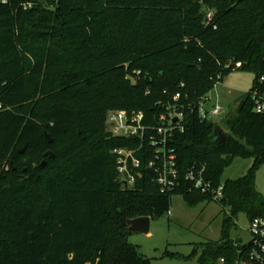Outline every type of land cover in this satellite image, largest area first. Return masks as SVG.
Instances as JSON below:
<instances>
[{"label":"trees","instance_id":"1","mask_svg":"<svg viewBox=\"0 0 264 264\" xmlns=\"http://www.w3.org/2000/svg\"><path fill=\"white\" fill-rule=\"evenodd\" d=\"M234 70L253 72L251 89L264 90V0H0V264H152L127 241V221L163 215L173 195L208 201L185 179L193 164L223 183L229 214L222 239L185 258L215 264L233 253L237 215H264L255 188L264 113L249 91L219 124L192 106ZM177 92L179 185L161 192L143 159L125 186L112 153L125 142L108 136L107 113L142 110L154 121ZM235 157L249 169L223 179Z\"/></svg>","mask_w":264,"mask_h":264},{"label":"built area","instance_id":"2","mask_svg":"<svg viewBox=\"0 0 264 264\" xmlns=\"http://www.w3.org/2000/svg\"><path fill=\"white\" fill-rule=\"evenodd\" d=\"M213 13H206V22H211ZM225 70H232L230 61L224 64ZM217 75L214 86L221 81ZM264 80L263 77L260 79ZM182 85V84H181ZM148 93V92H146ZM256 113H264V90L254 87L249 90ZM180 93L172 97V102L162 105V111L154 121L147 119L142 110H111L106 115L105 129L110 138L124 139V145L112 149L116 157L117 172L125 186H132L136 177L141 176L143 159L152 172L151 182L161 192H169L179 185L180 172L178 156L174 144L175 134L183 130V112L179 110ZM201 121H213L223 112L224 107L211 103L208 95L201 97L192 106ZM176 118V120H174ZM219 121L215 122L219 124ZM205 165L193 164L185 173L192 190L206 197L208 201L219 203L223 197V183H215L205 175ZM170 213L169 210L167 212ZM250 239L246 243H234V252L220 256L215 264H264V215L249 221Z\"/></svg>","mask_w":264,"mask_h":264},{"label":"rangeland","instance_id":"3","mask_svg":"<svg viewBox=\"0 0 264 264\" xmlns=\"http://www.w3.org/2000/svg\"><path fill=\"white\" fill-rule=\"evenodd\" d=\"M253 79V72L234 70L209 91L211 103L224 107L215 122L232 112L238 99L251 89ZM130 80L134 82V78ZM251 163L250 159L233 158L222 178H240ZM255 188L264 197V164L255 173ZM169 212L150 219L148 233L131 231L127 236V241L137 245L141 254L149 258L152 264H198V255L191 259L185 257L194 248L200 254L208 244L219 242L223 237L224 218L229 214L228 208L214 201L189 206L181 195L171 197ZM234 221L229 226V238L238 244L248 242L249 220L245 214L239 213ZM0 222L3 223L2 218ZM210 262L209 259L208 264Z\"/></svg>","mask_w":264,"mask_h":264},{"label":"water","instance_id":"4","mask_svg":"<svg viewBox=\"0 0 264 264\" xmlns=\"http://www.w3.org/2000/svg\"><path fill=\"white\" fill-rule=\"evenodd\" d=\"M174 120H176V118H174ZM214 132L216 135L214 141L216 143H221L225 140L226 134L221 128H219L218 126H215ZM44 134H45L46 138L49 141H51L49 134H47L46 132H44ZM23 151H24V148L20 149L19 152L22 153ZM46 154H48L50 157L54 156L53 152L50 150L46 151ZM10 164H12V162H10ZM41 164L42 165L45 164V161H42ZM127 223H128L129 232L135 231V232H141V233H148L149 224H150V217H148V216L137 217V218L128 220Z\"/></svg>","mask_w":264,"mask_h":264}]
</instances>
